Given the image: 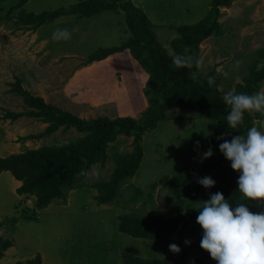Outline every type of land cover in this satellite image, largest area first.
<instances>
[{
    "label": "rangeland",
    "instance_id": "1",
    "mask_svg": "<svg viewBox=\"0 0 264 264\" xmlns=\"http://www.w3.org/2000/svg\"><path fill=\"white\" fill-rule=\"evenodd\" d=\"M78 1L0 0L1 157L44 145L60 146L87 136L73 128H60L49 135L31 137L47 124L35 117H6L7 111L33 109L14 92L16 77L31 94L83 119L107 116L139 120L149 106V95L144 91L148 74L139 63L122 66L120 72L110 76L100 75L96 67L84 64L89 53L128 37L124 12L106 10L80 19L65 14L40 23L34 18L43 11ZM132 1L140 4L152 23L156 40L169 54H173L171 42L180 37L179 25L195 24L206 17L216 21L212 34L199 44L198 73L205 76L212 71L222 95L229 89L243 92L238 86L248 84L249 77L264 68V0H229L216 7L215 0ZM57 28H67L71 37L53 39ZM118 57L106 62H113V71ZM102 68L110 71L109 67ZM257 91H264V81L252 94ZM250 114L259 116V112ZM252 120L253 127L264 131V115ZM216 132L214 121L182 105L171 107L164 120L142 133L138 166L131 176L117 180L115 197L108 203L97 202L98 189L93 184L113 180L119 170L116 156L132 157L133 134H118L107 141V159L90 166L82 184L69 190L62 204L52 201L36 210V196L18 193L21 181L14 183L16 179L9 170L1 171L0 236L9 238L12 245L4 251L0 264L25 263L38 256L41 264H124L123 252L150 259L169 256L171 264H196L195 259L207 253L199 246L202 229L196 218L184 226L180 222L176 231L158 242L120 232L118 217L197 215L192 207L208 199L210 193L220 191L219 186L230 203L243 202L237 190L238 172L219 151ZM209 147L213 155L202 158ZM198 176H210L216 183L206 189L196 182ZM223 180H232V187ZM25 208L30 211L28 215H23ZM186 238L190 244L184 243ZM171 243L177 244L180 252L171 251ZM203 264L216 261L210 258Z\"/></svg>",
    "mask_w": 264,
    "mask_h": 264
},
{
    "label": "trees",
    "instance_id": "2",
    "mask_svg": "<svg viewBox=\"0 0 264 264\" xmlns=\"http://www.w3.org/2000/svg\"><path fill=\"white\" fill-rule=\"evenodd\" d=\"M229 0H215L214 7L218 4H226ZM104 10L124 12V20L128 37L116 45L105 46L89 53L85 63L100 61L108 55L128 49L132 57L142 66L148 74L145 93H148L149 106L142 113L139 120L132 117L99 116L97 118L83 119L75 114L63 110L53 104L47 103L42 97L31 94L16 77L13 90L22 97L23 101L33 109L21 112H6L5 116L16 119L20 116L35 117L46 123L45 129L31 137L49 135L58 129L68 130L73 128L80 133H86L77 141H70L60 146H40L21 153L9 156H0V172L10 171L14 178L21 181L17 188L18 193L34 194L36 196V210L46 207L52 201L65 203L67 193L72 188L81 185L82 178L97 162L102 164L107 159L106 143L114 139L118 134L134 136V154L122 159L116 156L118 169L111 182L93 184L98 189L95 199L99 203H108L115 197L117 180L124 176H131L138 166V158L141 156L140 140L142 133L156 126L160 120L166 117V111L171 107L185 106L202 117L215 122L217 137L223 134V139L230 140L233 135H246L247 129L253 127V114L245 113L243 124L236 130L227 127L225 116L229 107L223 102V95L217 88V79L213 72L201 76L198 50L200 42L212 34L216 28V21L204 18L195 24H182L177 27L180 37L171 42L173 54H169L156 40L152 31V23L140 6L132 0H79L68 6L43 11L34 16L38 23L50 21L61 15L73 14L77 17L91 16ZM216 11V10H215ZM175 54L192 58L191 67H177L172 57ZM209 77L213 83L209 84ZM264 81V68L249 77L248 84L239 85L238 90L252 94L255 88ZM250 83V84H249ZM217 144L223 142L216 139ZM223 175V174H222ZM227 187H232V180H223ZM221 185V184H220ZM220 187V192L226 195V191ZM228 189V188H226ZM181 203L179 202L178 205ZM250 210L256 212L258 207L251 206ZM25 208L23 215H28ZM37 213V212H36ZM195 214L177 213L173 217L163 215H147L133 217L132 214H123L118 217V230L132 237H142L162 242L177 230L180 222L183 226L188 221L196 218ZM37 218V216L35 217ZM15 219V218H14ZM2 222L0 221V226ZM182 226V227H183ZM12 245L9 238L0 236V258L4 251ZM124 264H171L169 256L166 258H142L128 252L122 254ZM210 259L207 252L204 256L195 259L196 264H203ZM9 264H41L40 257L27 262L17 261Z\"/></svg>",
    "mask_w": 264,
    "mask_h": 264
},
{
    "label": "clouds",
    "instance_id": "3",
    "mask_svg": "<svg viewBox=\"0 0 264 264\" xmlns=\"http://www.w3.org/2000/svg\"><path fill=\"white\" fill-rule=\"evenodd\" d=\"M70 37L67 28H57L53 32L56 40ZM172 61L177 67L192 65V58L181 54L173 55ZM208 82L212 84L213 78L209 77ZM223 102L229 107L224 122L231 130L243 124L246 112L264 114V91L247 94L229 89L223 94ZM217 139L223 140L218 145L219 151L230 161L231 169L238 172L236 184L243 202L233 205L220 191L197 201L192 208L197 210L196 223L202 229L199 246L216 264H264V131L250 127L246 135L239 133L228 140L223 139L222 134ZM212 155L209 147L202 158ZM196 182L206 189L216 183L210 176H198ZM250 205L260 211L253 212ZM184 243L187 245L191 241L186 238ZM168 247L175 253L181 250L175 243Z\"/></svg>",
    "mask_w": 264,
    "mask_h": 264
},
{
    "label": "crops",
    "instance_id": "4",
    "mask_svg": "<svg viewBox=\"0 0 264 264\" xmlns=\"http://www.w3.org/2000/svg\"><path fill=\"white\" fill-rule=\"evenodd\" d=\"M134 3V2H133ZM137 6H140V4L139 5H137ZM141 7V6H140ZM104 11H106V10H104ZM107 11H110V10H107ZM102 12V11H101ZM96 14H98V13H96ZM96 14H92V15H96ZM91 15V16H92ZM82 17H90V16H80V17H77V19H80V18H82ZM117 55H119V57H118V59L120 58V60H118V62L116 63V68H115V70L113 71V62L112 63H109V65H107L106 64V62L108 61H110L113 57H116ZM116 60V61H117ZM125 60V61H124ZM135 59L132 57V55L129 53V50L128 49H124L123 51H118V52H115V53H113V54H110V55H108L106 58H104V59H102V60H100V61H93V62H91V64L90 63H88L87 64V67H89V66H92V69L93 68H97L96 70H97V72H99V74L100 75H108V76H110L111 74H114V73H117V72H120V69H121V67L122 66H127V68H129L130 66H128L131 62H135V63H138V62H136V61H134ZM124 61V63H120V62H123ZM133 63H131L130 65L132 66L133 65ZM124 64V65H123ZM117 65H119L120 67H117ZM138 65V64H137ZM139 66V65H138ZM102 67H104V68H107V67H109V70L110 71H108V70H104ZM113 72V73H112ZM140 72V71H139ZM142 72V71H141ZM91 73V72H90ZM89 76V75H88ZM91 76V75H90ZM89 76V77H90ZM87 79H88V77H87ZM88 81H89V79H88ZM94 82V81H93ZM102 82L103 83H105V78H102ZM113 83H112V85H114V81H112ZM106 84H108V83H106ZM107 87H108V85H106ZM111 87V86H110ZM94 93H96V91L94 90ZM107 96V94L106 95H104V96H101V98H105ZM99 97H100V95H99ZM19 181L18 180H16L14 183H18ZM17 187V186H16Z\"/></svg>",
    "mask_w": 264,
    "mask_h": 264
}]
</instances>
